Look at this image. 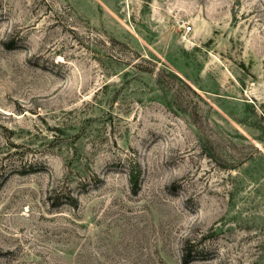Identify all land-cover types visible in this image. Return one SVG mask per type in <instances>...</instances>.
Segmentation results:
<instances>
[{"label":"rangeland","instance_id":"obj_1","mask_svg":"<svg viewBox=\"0 0 264 264\" xmlns=\"http://www.w3.org/2000/svg\"><path fill=\"white\" fill-rule=\"evenodd\" d=\"M187 241L264 264V0H0V264Z\"/></svg>","mask_w":264,"mask_h":264},{"label":"trees","instance_id":"obj_2","mask_svg":"<svg viewBox=\"0 0 264 264\" xmlns=\"http://www.w3.org/2000/svg\"><path fill=\"white\" fill-rule=\"evenodd\" d=\"M128 182L130 183V188L133 193H136L139 188V172L130 171L128 173ZM71 205H76V200L72 197H69L68 200ZM192 248L189 245V241L183 246L182 252V263L187 264L192 259Z\"/></svg>","mask_w":264,"mask_h":264},{"label":"built area","instance_id":"obj_3","mask_svg":"<svg viewBox=\"0 0 264 264\" xmlns=\"http://www.w3.org/2000/svg\"><path fill=\"white\" fill-rule=\"evenodd\" d=\"M187 28H188V29H190V27H189V26H188Z\"/></svg>","mask_w":264,"mask_h":264}]
</instances>
